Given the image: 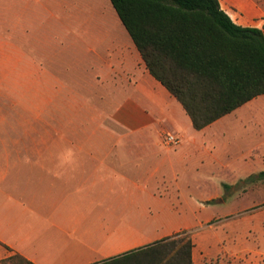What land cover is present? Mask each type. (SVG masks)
<instances>
[{"label": "crops", "instance_id": "1", "mask_svg": "<svg viewBox=\"0 0 264 264\" xmlns=\"http://www.w3.org/2000/svg\"><path fill=\"white\" fill-rule=\"evenodd\" d=\"M58 1L59 16L79 20L68 0ZM220 2L236 24L264 31L263 0ZM97 7L103 23L58 25L71 37L61 45L77 51L65 61L51 49L38 53L25 22L28 14L42 22L54 15L47 1L0 0V76L12 80L0 90V262L19 255L32 264H188L181 247L166 246L187 236L192 264H264V210L213 209L224 207V182L199 201L184 193L202 188L197 175L237 172L264 158V95L241 107L263 99L229 138L217 128L228 115L196 130L151 75L116 10L99 0ZM46 77L53 85L38 89ZM22 93L69 96L76 102L64 108L76 118L55 122L62 127L55 134L52 119L29 113L21 121ZM70 126L86 129L70 134ZM244 133L263 137L244 146Z\"/></svg>", "mask_w": 264, "mask_h": 264}, {"label": "trees", "instance_id": "2", "mask_svg": "<svg viewBox=\"0 0 264 264\" xmlns=\"http://www.w3.org/2000/svg\"><path fill=\"white\" fill-rule=\"evenodd\" d=\"M110 1L149 72L196 130L264 95V31L236 24L220 0ZM166 246L181 247L192 264L191 238ZM0 264L32 263L16 255Z\"/></svg>", "mask_w": 264, "mask_h": 264}, {"label": "rangeland", "instance_id": "3", "mask_svg": "<svg viewBox=\"0 0 264 264\" xmlns=\"http://www.w3.org/2000/svg\"><path fill=\"white\" fill-rule=\"evenodd\" d=\"M44 2L47 1V8L53 9L55 14H45V21L42 22L39 18H33V14L27 15L29 17L25 22L31 24L34 27L32 39L33 45H35L37 52L40 53L45 51V48L49 51L50 49L53 50L51 52L53 55L57 54L59 57L64 58L65 61H68L75 58L77 55L74 56L72 53H76V48H70V51L64 48L61 45V41L64 44L69 45L70 43V34L68 31L64 29L57 28L58 25L61 23H103V16L98 13L97 10V0L89 1V0H68L66 3L70 9H77L79 13L76 14L79 20H66L68 19L67 14H60L59 16V8L54 7L57 6L56 2L58 0H43ZM264 1V0H263ZM100 6L102 7H109L112 11L114 9L110 0H99ZM22 8V7H21ZM20 8V9H21ZM37 8H40L39 6ZM94 8V9H89ZM12 10H10L7 14H5V23L10 25L12 23ZM5 24V25H6ZM42 24H45L43 27ZM103 31V30H102ZM68 43V44H67ZM70 53V54H69ZM72 55V58L71 56ZM77 64H75L76 67ZM47 79V80H46ZM46 79H38V89H41L45 86L50 88L53 85V81L51 78ZM12 87V80L8 77H1L0 76V90L1 87ZM12 98V95L9 96ZM11 101V100H10ZM15 102L20 103L22 110L18 113V118L22 121L25 119L30 118L29 113L36 114L37 119H52L53 126L51 127L52 133H60L62 129L61 126L55 125V122H66L68 120H74L76 118L75 112L68 110L66 107L64 108V104L69 102H76L75 99L70 98L69 96H63L59 94H37V95H28V94H21L19 96H15ZM263 103V99H257L256 101L252 102L250 105L238 109L231 115L225 117L226 125L224 126V118L219 125H217L220 131H226V138L230 137L229 130L233 129L236 131L237 125L239 122H245L250 118V116L255 112L257 107ZM52 105L54 109L46 110L45 106ZM37 108L35 111H29V108ZM55 108H58L57 110ZM32 117V116H31ZM224 127V128H223ZM68 133L70 134H83L86 128L84 127H76L70 126L66 127ZM246 128H243L245 132ZM247 130L250 132L252 127H248ZM247 132V131H246ZM228 133V134H227ZM234 136L237 137V134L234 133ZM263 136H257L254 140L253 135L248 136L247 133L243 134L240 138V143L244 146L252 144L254 141L261 140ZM251 165V166H250ZM253 165V166H252ZM237 172L233 171H226L224 172L217 170L212 175H197L196 178H202V183L199 185L202 188L197 189L195 192H188L184 191L185 194H193L191 199L199 201L201 198L208 197L210 195H214L219 193V187L224 182V207L221 205H214L215 210L223 211L224 215L230 213L234 209H244L243 213L240 216H247L252 214L255 211H262L264 210V176L261 173L264 170V158H261L259 161L252 162V160L247 161L246 165L241 167L239 166L236 169ZM205 178V180H204ZM205 181V182H204ZM200 183V182H197ZM189 198V197H188ZM207 224L205 227L207 228ZM218 225L217 228H219ZM253 240V237H251Z\"/></svg>", "mask_w": 264, "mask_h": 264}, {"label": "built area", "instance_id": "4", "mask_svg": "<svg viewBox=\"0 0 264 264\" xmlns=\"http://www.w3.org/2000/svg\"><path fill=\"white\" fill-rule=\"evenodd\" d=\"M167 141L169 144H177L178 143V139L174 135H168Z\"/></svg>", "mask_w": 264, "mask_h": 264}]
</instances>
